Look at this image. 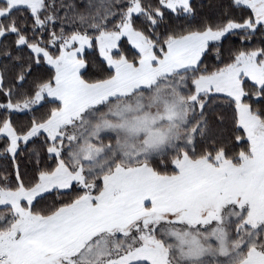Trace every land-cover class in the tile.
<instances>
[{"label":"snow or ice","instance_id":"6c2138e0","mask_svg":"<svg viewBox=\"0 0 264 264\" xmlns=\"http://www.w3.org/2000/svg\"><path fill=\"white\" fill-rule=\"evenodd\" d=\"M0 160V264H264V0H0Z\"/></svg>","mask_w":264,"mask_h":264},{"label":"trees","instance_id":"16d2710c","mask_svg":"<svg viewBox=\"0 0 264 264\" xmlns=\"http://www.w3.org/2000/svg\"><path fill=\"white\" fill-rule=\"evenodd\" d=\"M195 2L201 7V10L205 14H212L214 11V6L219 2V0H195ZM0 165H10V162L0 160Z\"/></svg>","mask_w":264,"mask_h":264},{"label":"rangeland","instance_id":"374dc122","mask_svg":"<svg viewBox=\"0 0 264 264\" xmlns=\"http://www.w3.org/2000/svg\"><path fill=\"white\" fill-rule=\"evenodd\" d=\"M156 126L160 127V128H163V127L166 126V124L164 122H161V123H158Z\"/></svg>","mask_w":264,"mask_h":264}]
</instances>
